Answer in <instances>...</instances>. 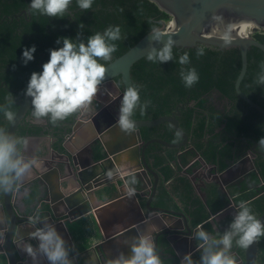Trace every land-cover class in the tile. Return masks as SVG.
Masks as SVG:
<instances>
[{"label": "water", "instance_id": "1", "mask_svg": "<svg viewBox=\"0 0 264 264\" xmlns=\"http://www.w3.org/2000/svg\"><path fill=\"white\" fill-rule=\"evenodd\" d=\"M148 1L170 20L158 22L160 24L158 28L163 34L159 42L151 40L150 34L147 33L121 56L105 65V76L92 100L105 107L98 110L93 108L86 114L78 110L53 126H50L45 119L39 120L42 127L48 128L50 135L42 132L32 136L46 138L47 144L35 151L38 152L37 154L28 152L26 148L22 149L25 158L34 156L39 161V166L33 167L27 176H24L16 193L14 191L0 193V264H43L38 254L33 260L23 251L24 246L29 243L32 244L33 251H36L38 241L28 235L29 232L34 231V227L27 221V216L34 214L36 208L40 209L45 219L38 221L35 227H42L44 223L52 225L65 240V246L67 247L68 244L71 248L62 229L64 218L71 217L85 206L98 214L106 206L113 205L125 196L134 204L138 217L129 226L122 228L119 234L135 236L137 233H142L150 236L161 260L168 258L164 255L165 249L175 246L176 238L188 247L194 246L197 243L192 239L195 228L188 223L189 218L184 209L177 205L178 210H174L169 208L166 198H156V186L161 178L152 167L154 158L148 150L151 144L174 149L178 157L193 151V159H197L198 165L186 173V177L195 194L206 206L205 189L209 185H213L217 191L223 193V187L227 184L224 177L228 173L241 169L239 175L234 174L228 181H235L238 177H242V180L254 168L252 162L246 166L247 159L243 158L237 159L230 167L217 173L214 167L200 158L192 147L181 150L190 143L187 135L179 127L174 113L152 120H134L135 127L128 133L116 126L115 120L118 117L120 97L123 91L132 85L131 67L144 58L150 48L161 47L167 37L173 39L174 47L178 49H190L196 45L218 50L237 48L240 54V69L234 82L235 94L264 118V110L239 90L240 82L246 72V52L249 47H255L264 54V46L253 38L255 33L264 31V0ZM215 15L220 16L222 22L214 21L212 17ZM241 24L251 26L246 36H240L233 30ZM225 27L230 29L233 37L227 45L222 43L220 36ZM116 79L120 81L121 86ZM108 84L113 85L115 95L106 88ZM100 94L106 95L109 100L99 101ZM30 99L23 96L22 100L16 103L14 119L8 122L6 127L10 134L24 138L30 136V134L18 133L21 125L32 123L25 119L27 114H31ZM111 104L116 105L115 116L106 113V108ZM165 124L172 128L181 139L180 142L170 144L161 138L146 139L142 134V129ZM253 147H258V144L253 145L251 150H254ZM122 168L131 169L129 172L136 179V183L132 185L135 194L131 197L126 195L124 182L120 183L119 180V172ZM108 171H112L111 177L107 176ZM122 177L125 178L126 175ZM148 191H150L149 195ZM16 195L21 196V202L15 201ZM29 203L32 208H28ZM230 209L234 211V207L228 205L225 211L213 213V219L209 221L215 224L216 219L226 211H231ZM258 217L264 223V213ZM157 222L160 226L152 228ZM111 234L104 233L103 240L99 244L82 249L84 264H105L107 259L103 258L102 246L111 239ZM94 236L95 234L86 228L75 230V238L80 245L90 242ZM242 256L243 264H255L257 242L243 249ZM177 259L180 261L182 256ZM162 264L165 262L162 261Z\"/></svg>", "mask_w": 264, "mask_h": 264}, {"label": "trees", "instance_id": "2", "mask_svg": "<svg viewBox=\"0 0 264 264\" xmlns=\"http://www.w3.org/2000/svg\"><path fill=\"white\" fill-rule=\"evenodd\" d=\"M27 8L28 0H0V105H5L13 113L16 111L13 97L24 94L29 74L40 71L41 64L48 59V49L60 46L55 43L57 37L86 41L88 36L102 32L109 25H119L122 38L115 42L116 51L109 61H99L106 65L136 44L153 27L158 28L159 21L170 20L148 0H93L92 8L83 11L72 0L63 18L31 14ZM253 38L264 46V31L255 33ZM30 45H35L36 50L33 59L25 65L21 63L20 53L22 48ZM197 47L204 49V55H195ZM183 52L189 54L190 60V65L183 67H195L199 74L198 82L191 88H185L178 75L181 65L176 60ZM246 61V72L239 90L264 110V85L256 83V74L261 62H264V54L251 46L246 52ZM239 69L240 54L237 48L218 50L196 45L190 49H178L173 46V59L160 64L149 62L144 57L133 64L130 77L132 85L140 86L141 102L148 101V104L143 115L136 109L133 119L152 120L174 113L194 151L207 164L215 166L217 171H223L238 158L234 154L236 144L244 143L250 147L264 135L263 116L235 94L234 82ZM116 81L121 86L120 81ZM222 100L235 105V109L226 111L224 106L221 108L217 103ZM42 119L53 126L47 117ZM8 122L0 113V128L6 129ZM42 132L29 125H21L18 131L30 135ZM142 134L146 139L163 137L166 141H174L176 138L172 128L166 124L142 129ZM148 150L154 158L152 167L162 183L170 182L169 192L180 193L185 201V213L190 223L195 227L206 222L209 216L206 205L193 193L186 176L180 175V170L193 159V151L178 157L169 149L160 150L158 144L149 145ZM252 177L256 185V178L254 175ZM263 191L264 187L255 186L253 189H243L239 194L231 191V194L235 203L239 200L249 201L252 212L258 216L264 212ZM156 198L166 197L159 191ZM212 203V195L208 194L207 207L214 213L219 206ZM257 252L255 264H264V237L257 241ZM162 261L174 264L170 257Z\"/></svg>", "mask_w": 264, "mask_h": 264}, {"label": "clouds", "instance_id": "3", "mask_svg": "<svg viewBox=\"0 0 264 264\" xmlns=\"http://www.w3.org/2000/svg\"><path fill=\"white\" fill-rule=\"evenodd\" d=\"M71 4L72 0H28L27 12L49 18H63ZM75 4L82 11L89 10L92 8L93 0H75ZM212 19L222 22L218 15ZM149 34L150 39L156 42L163 36L161 30L156 27H153ZM76 35L78 36V33ZM220 36L225 45L233 39L228 27L224 28ZM121 38L119 25H109L102 32L98 31L88 36L86 41L57 37L55 43L60 46L48 49V59L41 64L39 72L32 71L29 74L23 89L24 96L31 98V116L37 121L47 117L48 121L55 125L78 110L88 109L97 93L98 85L105 76V65L99 61L111 59L112 53L116 51L115 42ZM173 46V39L167 37L161 47L150 48L145 54V59L154 64L170 61L173 59ZM35 50V45L22 48L21 63L26 65L31 61ZM195 55H204V49L197 47ZM176 62L181 65L178 72L181 83L185 88H191L198 82L199 74L195 67H183L190 65L189 54L183 52ZM256 83L264 85V62H261L256 74ZM147 104L148 101L141 102L140 86L130 85L120 97L115 125L125 133L132 131L135 127L134 111L139 109L143 115ZM0 113L7 121H13L14 113L5 105H0ZM257 144L258 150L264 153V135L258 138ZM26 146V138L15 136L0 128V193L18 191L24 176L33 167L39 166V161L34 156L25 158L22 149ZM112 175V171L107 172L108 177ZM125 175L128 177L124 180L126 195L131 197L135 194V188L131 185L136 183V179L130 172ZM44 219L39 208L35 209L34 214L27 216L28 223L34 227V231L28 235L38 241L36 251L42 253L49 264H72L69 249L57 230L48 223H44L42 227H35L38 221ZM208 219L211 220L213 217L209 216ZM261 237H264V223L252 212L249 201L239 200L227 229L222 233L210 234L202 224L195 226L192 239L197 242L199 259L194 260L192 253L186 252L179 264H236V258L231 254L233 246L247 249ZM129 247L128 255L121 252L107 259L105 264H162L150 236L137 233L132 237ZM23 251L35 259L36 252L33 251L32 244H26Z\"/></svg>", "mask_w": 264, "mask_h": 264}, {"label": "crops", "instance_id": "4", "mask_svg": "<svg viewBox=\"0 0 264 264\" xmlns=\"http://www.w3.org/2000/svg\"><path fill=\"white\" fill-rule=\"evenodd\" d=\"M109 87L110 88L112 87L114 90V87L112 84H108L107 88ZM26 139H27V146L25 148L28 152L35 153V151L41 149L47 144L46 138H37L34 136H28L26 137ZM166 149H169L174 156L175 155L178 156V154L175 152L174 149H170V148H166ZM37 153L38 152H36L35 154ZM130 170L131 169H126V168L120 169V172H119L120 183L124 182V180L128 178L127 175L125 178H123L122 175H124L125 173H129ZM150 179L151 181H153L152 177H150ZM170 184H171L170 182L163 184L161 179H159L157 186H156V194H157L156 196H158L159 191L163 192L166 197V202L169 204V208L178 210L177 205H179L185 211V206H186L185 201L181 197L180 193L169 192ZM16 192L17 191H14V193ZM149 194H150V191H148V195ZM212 195L214 196L212 198V202H213L212 204L219 206V208H221L223 205H222V200L220 199V196L221 195L223 196V193L221 192L220 195H217V190L214 189L212 190ZM20 197L21 196L17 197L16 195L15 201L21 202L22 198ZM28 208H32L31 203H29ZM206 211L209 216H212L213 212L209 210L207 206H206ZM137 217H138V214L135 211L134 204H132L131 201L127 200L125 196L124 199H120L119 201H116L113 205L111 204V205L106 206L98 214L93 213V211L90 208L85 206L80 211H78L76 214L72 215L71 217L64 218L62 229L64 230L63 233L66 237L67 242H70L72 246L71 247L72 249H71L69 248V245L67 244V247L69 249V257H70V260L72 261V264H84V259H83V256L81 255L82 249L87 248L89 246H95L99 244L103 240L102 235L104 233L105 234L112 233V234L110 237L111 239L107 240L106 243H104V245L102 246L103 258L106 257V259H109V258L117 256L121 252H123L125 255H128L130 253L129 244L131 243L133 236L123 235L122 233L121 234L119 233L122 228L129 226L130 223ZM231 217L232 215L222 214L216 219L215 224L209 221V219L206 222L201 223V224L203 228L206 231H208L210 234H215L217 232L222 233L224 230L227 229V226H228L229 221L231 220ZM159 226L160 224L157 222L154 226H152V228L159 227ZM83 228L88 229L90 232L94 233L95 236L90 242L80 245L76 241L75 230L83 229ZM174 242L176 243L175 246L173 247L170 246L169 248L165 249V256L170 257L173 260L174 264H179L180 261L177 258L180 256L183 257V255L186 252H191L194 260L199 259V252L196 250V244L194 246L188 247L179 238L174 239ZM233 247H235V245ZM238 250L240 252L243 251V249L239 247H238ZM35 252L36 254H38L43 264H49V262L47 261V259L44 257L42 253L38 251H35ZM232 253H235V250Z\"/></svg>", "mask_w": 264, "mask_h": 264}, {"label": "flooded vegetation", "instance_id": "5", "mask_svg": "<svg viewBox=\"0 0 264 264\" xmlns=\"http://www.w3.org/2000/svg\"><path fill=\"white\" fill-rule=\"evenodd\" d=\"M117 82V81H116ZM107 88V87H106ZM110 88V87H109ZM109 88H107L108 90H109ZM110 93L111 94H113V95H115V91L113 90V88L111 87L110 88ZM20 93V92H19ZM21 96V97H20ZM24 96V95H23ZM23 96H22V93H20V95L18 94V95H16V96H14L13 97V103L16 105V103L18 102V101H20V100H22V98H23ZM99 101H103V100H106V101H108L109 100V98L106 96V95H103V94H100V96H99V99H98ZM216 104V103H215ZM217 104H219L220 106H221V108H223V106L225 107V109H226V111H230V110H234L235 109V105H232L231 103H228L227 101H224V100H222V101H220V102H218ZM105 107V105L102 107L97 101H93L92 103H91V105L89 106V108L88 109H82V114H86V113H88L89 111H91L93 108L94 109H102V108H104ZM116 105L115 104H111L108 108H106V113L108 114V115H110V116H115V114H116V112H117V110H116ZM31 111V110H30ZM105 115V114H104ZM26 121L27 122H31L32 121V123L31 124H29V126H31V128L32 129H38L39 131H43L44 133H45V135L47 134V135H50V131L48 130V128H46V127H42L41 125H40V122L39 121H37V120H35L32 116H31V114H27L26 115ZM215 132H217V130H214ZM175 134V133H174ZM176 135V134H175ZM30 136H32V135H30ZM152 138H159V137H152ZM161 139L163 138V137H160ZM164 140V139H163ZM187 140H188V137H187ZM166 141V140H165ZM181 141V139H179L178 138V136L176 135V138L174 139V141H167V142H169L170 144H172V143H178V142H180ZM189 142V141H188ZM190 143V142H189ZM257 144V142H255L254 144H252V145H250V147H246L245 145H244V143H240V144H236V148H235V150H234V154L235 155H237L239 158H236V160L237 159H243V158H246L247 159V161L245 162L246 164V166H247V164H250L249 162H252L253 163V166H254V168L244 177V179H242L241 180V178L242 177H238L235 181H228L229 180V178H231V177H233L234 176V174H235V176L236 175H239L241 172H240V170H238V171H234V172H232V173H228L224 178V180L225 181H227V184H226V186H224L223 187V189H224V192H223V196L221 195L220 196V199L222 200V207L221 208H218L217 210H216V212H218V211H220L222 208H224L225 206H226V208H224V209H222L220 212H223V210L225 211V209H227V207H228V205H232L233 207H234V210H235V205H236V203H235V199H234V196L231 194V191H237V194H239V192H241L243 189H247V190H249V189H253L255 186H257V187H264V178L262 177V170H264V153H261L259 150H258V147H253L254 148V150H251L252 149V146L253 145H256ZM189 147H192L191 146V144H188V145H186V146H184V147H182L181 149L182 150H185L186 148H189ZM163 149H165V147H163V146H161L160 145V150H163ZM192 149H193V147H192ZM251 150V151H250ZM196 152V151H195ZM197 153V152H196ZM198 154V153H197ZM199 155V154H198ZM236 156V157H237ZM201 158V157H200ZM236 160H234V161H236ZM233 161V162H234ZM232 162V163H233ZM232 163H231V165H232ZM193 164H194V166H193ZM198 165V161H197V159H193L191 162H189L185 167H183V169H181L180 170V175H184V176H186V173H188L186 170L188 169V168H190L191 167V169L192 168H195L196 166ZM230 165V166H231ZM213 166V165H212ZM229 166V167H230ZM214 167V169H215V171L217 172V173H220V172H222V171H217L216 170V168H215V166H213ZM241 168V167H240ZM191 169H190V171H191ZM227 169V168H226ZM189 171V172H190ZM224 171V170H223ZM254 175V177L256 178V181H257V184L255 185V183L254 182H252L254 179H253V175ZM252 175V176H251ZM187 178V177H186ZM188 179V178H187ZM191 185V184H190ZM192 188V187H191ZM215 188L213 187V185H209L206 189H205V191H206V194H207V197H208V194L209 195H212V190H214ZM216 190V189H215ZM192 191H193V193L195 194V191L192 189ZM220 191H217V195H220ZM262 193H264V191L262 192ZM197 197H199L197 194H195ZM214 196L212 195V198H213ZM200 198V197H199ZM200 200H201V198H200ZM231 208V207H230ZM231 211H226L224 214H228V215H233V213H234V211L232 210V209H230ZM216 212H214L215 214H216ZM264 213V212H263ZM263 213H261V214H263ZM260 214V215H261ZM259 216V215H258ZM188 223L189 224H191L190 223V221H188ZM192 225V224H191ZM192 227H194L193 225H192ZM195 228V227H194ZM231 250H233V251H231V253L232 252H234V250H235V253H232L233 255H234V257L236 258V264H243V261H242V255H243V251L242 252H240L239 250H238V247H233ZM258 253V252H257ZM257 257V256H256Z\"/></svg>", "mask_w": 264, "mask_h": 264}, {"label": "bare ground", "instance_id": "6", "mask_svg": "<svg viewBox=\"0 0 264 264\" xmlns=\"http://www.w3.org/2000/svg\"><path fill=\"white\" fill-rule=\"evenodd\" d=\"M233 30H235V32L240 36H246L250 32L251 26L247 24H241L237 27H234Z\"/></svg>", "mask_w": 264, "mask_h": 264}]
</instances>
